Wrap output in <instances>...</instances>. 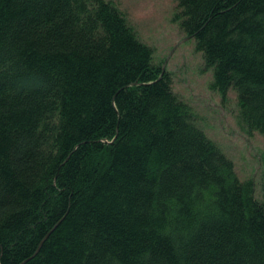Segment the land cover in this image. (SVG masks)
I'll return each instance as SVG.
<instances>
[{
  "label": "trees",
  "instance_id": "1",
  "mask_svg": "<svg viewBox=\"0 0 264 264\" xmlns=\"http://www.w3.org/2000/svg\"><path fill=\"white\" fill-rule=\"evenodd\" d=\"M176 2L264 137V0ZM162 71L111 0H0V264H264V187Z\"/></svg>",
  "mask_w": 264,
  "mask_h": 264
},
{
  "label": "rangeland",
  "instance_id": "2",
  "mask_svg": "<svg viewBox=\"0 0 264 264\" xmlns=\"http://www.w3.org/2000/svg\"><path fill=\"white\" fill-rule=\"evenodd\" d=\"M126 15L142 42L154 49L155 60L171 73L174 91L197 113L198 123L233 160L241 180L253 179L258 199L264 187V137L249 135L237 123L234 92L222 102L210 89L212 72L206 70L195 41L186 39L173 21L176 0H111Z\"/></svg>",
  "mask_w": 264,
  "mask_h": 264
},
{
  "label": "water",
  "instance_id": "3",
  "mask_svg": "<svg viewBox=\"0 0 264 264\" xmlns=\"http://www.w3.org/2000/svg\"><path fill=\"white\" fill-rule=\"evenodd\" d=\"M164 73H165V67L163 68V71H162L161 77H162V75H163ZM161 77L159 78V80L161 79ZM48 236H49V235H48ZM48 236H47V237H48ZM47 237L44 239V241L47 239ZM44 241L42 242V244L44 243ZM42 244H41V245H42ZM40 248H41V246L39 247V249H40ZM38 251H39V250H38ZM38 251L36 252V254L38 253ZM36 254H35V255H36ZM28 260H30V259H28ZM28 260H26V261L23 262L22 264H25Z\"/></svg>",
  "mask_w": 264,
  "mask_h": 264
}]
</instances>
